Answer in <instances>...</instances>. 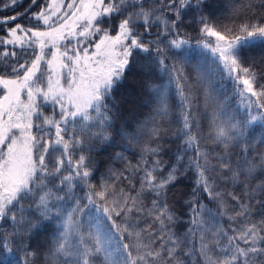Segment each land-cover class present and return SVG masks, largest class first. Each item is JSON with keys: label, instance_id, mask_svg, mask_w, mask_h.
<instances>
[{"label": "snow or ice", "instance_id": "snow-or-ice-1", "mask_svg": "<svg viewBox=\"0 0 264 264\" xmlns=\"http://www.w3.org/2000/svg\"><path fill=\"white\" fill-rule=\"evenodd\" d=\"M37 2L31 0L24 13L0 18V26L13 24L0 28L10 37L0 38V248L14 245L25 254L23 264H35L39 257L30 248L32 231L59 211L50 201L73 198L76 180L91 190L85 194L89 204H95L94 197L105 202L107 206L97 210L108 223L103 227L98 220L96 231L90 229L87 236L79 233L72 213L83 209L76 201L67 218L78 242L69 248L68 233L61 232L55 243L56 252L76 257L73 264H264V218L249 219L264 213V199L258 198L264 195V179L255 187L242 185L247 196L242 201L233 192L216 190L215 181L205 175L219 168L220 179H229V173L232 178L243 174L256 179L257 167L264 174V153L257 155L259 165L249 163L244 157L254 149L242 139L248 124L264 120V68L257 71L244 55L256 42H264V0H232L225 17L230 25L206 14L209 0H70L66 7H62L64 0L59 4L45 0L47 8L26 21L37 27L16 23ZM17 3L22 0H0V7L14 8ZM190 27L200 36L197 46L210 52L216 70L232 81L247 118L237 120L232 115L222 121L226 111L214 114L208 138L223 149L210 167L209 153L196 148V160L189 167L196 169L197 187L184 201L189 226L181 237L173 231L179 217L167 202V189L178 179L177 169L173 166L167 176L162 175L165 165L159 159V144L145 147L140 161L126 167L129 175L116 176L128 182L129 191H116L114 183L108 182L96 190L89 182L93 170L90 157L82 154L86 143L82 137L101 143L109 139L110 113L117 104L113 91L137 63L136 56L146 54L142 59L147 63L140 66L145 75L153 66L167 72L166 50L189 45L183 30ZM169 76L180 96L182 127L177 135L185 137L186 147L194 146L196 121L182 83L186 77L175 65ZM45 107H51V115H44ZM160 114L167 115L166 102ZM149 135L154 142L161 139V128L154 127ZM233 145L240 148L235 167L229 155ZM78 149L81 154L74 161L72 154ZM117 157L122 158L119 153ZM243 164L248 165L246 171L240 167ZM53 190L64 196H54ZM197 191L215 202L219 211L197 203ZM145 194L152 197L150 205L143 203ZM229 199L235 203L229 205ZM24 200L35 208V221L25 219ZM253 200L260 205L257 212L251 209ZM216 217H227L228 226ZM211 221L215 223L209 226ZM8 225L13 230L8 231Z\"/></svg>", "mask_w": 264, "mask_h": 264}, {"label": "trees", "instance_id": "trees-1", "mask_svg": "<svg viewBox=\"0 0 264 264\" xmlns=\"http://www.w3.org/2000/svg\"><path fill=\"white\" fill-rule=\"evenodd\" d=\"M3 2L6 3L7 0H3ZM209 3L210 7L205 10L206 14H214L224 24L230 25L231 22L225 19V17L229 15L232 0H209ZM30 4L31 0H22V3H17L14 8L0 7V18L20 13L28 9ZM66 5L67 2H65L63 7H66ZM41 8H47L45 0H38L37 4L31 8L27 15L18 19L16 23H20L25 28L37 27L35 23H26V21L29 16L39 12ZM188 18L190 19L191 16ZM3 27L11 28L13 24L0 26V28ZM154 31L155 29H153ZM112 34L114 35L115 33L113 32ZM183 34L184 38L191 40V43L182 49L166 50L165 63L170 66L167 72H161L159 68L153 66L151 72L145 75L144 72L140 71V66L147 63V61L142 59L146 54L141 53L139 56H136L137 63L133 65L130 72H126L123 81L113 91L117 104L116 109L110 113L113 119L111 120V126L107 129L109 139L101 143L94 138H88L86 135L82 137L86 141L84 145L85 150L82 154L90 157L93 170L89 182L96 190H99L102 182H108L109 184L114 183L116 191L120 188L129 191L130 185L128 182L118 180L116 176H119L120 173L129 175L125 171L126 167L129 164L136 165L140 161L145 147H156L159 144L161 148L159 159L165 165L162 175L167 176L173 166L177 169L178 179L174 184L169 185L167 189V202L168 206L179 217V220L173 226V231L181 237L184 236L189 226L188 205L184 201L191 198L193 189L197 187L196 169L189 167L190 162L196 160V148L198 147L201 152L209 153L210 167L217 163L214 157L220 154L223 149V145L216 147L213 141L208 138L214 114L218 115L221 111H226L228 115L221 116L220 119L222 121L227 120L228 116L232 115H235L237 120L247 118L245 107L240 102L241 97L234 93L232 81L225 78L216 70V66L212 62L211 53L197 46L196 40L200 39L198 32L190 27L184 29ZM0 38L10 37H7L5 32L0 30ZM9 50L11 51L12 49L9 48ZM244 55L249 63H254L257 66V71L264 68V42H256L255 46L245 50ZM24 59L30 58L24 57ZM171 65L181 68L186 77L182 81L185 85V94L189 96L191 103L194 105L193 113L196 121V125L192 128V135L196 137V144L194 146L186 147L183 144L185 137L177 135L179 129L182 127L180 123L181 106L175 82L170 83L169 72H171ZM146 84L155 86V88H158V91L153 90L152 87H147ZM226 97L228 98L227 100L225 99ZM22 98L26 99L23 96ZM163 102H166L167 106L166 116L160 114ZM258 111H253L252 115H256ZM51 113V107L44 108V115H51ZM156 126L161 128V139L154 142L149 134ZM132 137H136V139L134 140ZM242 139L254 149L251 155H246L244 159L249 163L259 165L260 160L257 158V155L258 153H264V143H260L261 140H264V120H257L248 124L244 128V137ZM118 153L122 158L117 157ZM80 154L81 151L78 149L72 154L73 160L75 161ZM144 154L147 156V153ZM239 154V147H235L234 145L230 147L229 155L234 161V167L236 166L235 162L240 160ZM55 155H59V153ZM177 156L182 157V159L178 161L176 159ZM155 158L150 157L149 159ZM199 162L201 164L204 163L203 160ZM247 166V164L240 165L245 171ZM205 175L210 180L215 181L216 190L233 192L235 195L240 196L242 201H247V196L245 195L246 189L242 185L248 184L255 187L260 179H264V174H261L259 167L253 173V175L257 176L256 179H252L251 176L246 177L243 174L238 178H232L231 173L228 174L229 179H220L219 168H216L214 171L210 170ZM72 183L77 185L73 189V198L65 196L63 200L56 201L53 199L50 201V203H54L57 206L59 211H54L49 219L40 222L39 227L32 231L30 248L37 252L39 257L35 260V264H73L75 261V256L56 252L55 243L60 233L66 232L68 233V247L73 248L77 244L78 241L74 234L72 222L67 218V214L77 207V200L79 201V207L83 211L72 213V219L80 225L78 229L79 233L87 236L90 229L93 232L96 231L98 220L103 227H106L108 223L104 214L97 210L101 206H107L105 202L94 197L95 204H89L85 194L91 190L87 185L76 180L72 181ZM139 187L140 185L137 182L136 188L139 189ZM53 193L54 196H64V192L53 190ZM196 196L198 198L197 203H203L214 212L219 211L217 204L211 201L204 193L197 191ZM258 198L264 199V195L258 194ZM151 199V196L145 194L143 203L150 205ZM21 203L24 205L25 219L35 221L36 215H33L35 208L29 207L31 201L24 200ZM228 203L232 205L235 202L229 199ZM85 205H87L86 208ZM259 208L260 205L253 200L251 202L252 211L257 212ZM262 218H264V213L250 217L249 219L260 220ZM216 219L224 227H227L229 224L227 217H216ZM117 222L119 223L118 218ZM212 223H215V221H211L209 226ZM6 228L8 231L13 230L10 225L6 226ZM125 242L130 243L127 239ZM9 249L0 248V264H23L24 252L17 249L14 245H9Z\"/></svg>", "mask_w": 264, "mask_h": 264}, {"label": "rangeland", "instance_id": "rangeland-1", "mask_svg": "<svg viewBox=\"0 0 264 264\" xmlns=\"http://www.w3.org/2000/svg\"><path fill=\"white\" fill-rule=\"evenodd\" d=\"M49 2H51V0H49ZM65 2H67V3H69L70 2V0H64V4H65ZM57 4H59V0H57ZM63 7V6H62ZM2 94V93H1Z\"/></svg>", "mask_w": 264, "mask_h": 264}, {"label": "water", "instance_id": "water-1", "mask_svg": "<svg viewBox=\"0 0 264 264\" xmlns=\"http://www.w3.org/2000/svg\"><path fill=\"white\" fill-rule=\"evenodd\" d=\"M25 12V10H23L22 12H20V13H24Z\"/></svg>", "mask_w": 264, "mask_h": 264}]
</instances>
